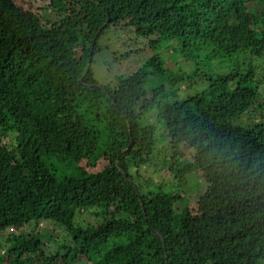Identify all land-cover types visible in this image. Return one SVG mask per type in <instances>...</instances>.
Instances as JSON below:
<instances>
[{
	"label": "trees",
	"instance_id": "16d2710c",
	"mask_svg": "<svg viewBox=\"0 0 264 264\" xmlns=\"http://www.w3.org/2000/svg\"><path fill=\"white\" fill-rule=\"evenodd\" d=\"M62 2L0 0V264H264V0Z\"/></svg>",
	"mask_w": 264,
	"mask_h": 264
},
{
	"label": "rangeland",
	"instance_id": "374dc122",
	"mask_svg": "<svg viewBox=\"0 0 264 264\" xmlns=\"http://www.w3.org/2000/svg\"><path fill=\"white\" fill-rule=\"evenodd\" d=\"M19 4H23L26 5L25 3H29L31 2V0H17ZM35 2V12L37 14L42 15L43 19H53V20H59L60 18V14H61V9L63 8L65 2L60 3L59 5H54L52 3V0H33ZM129 31V30H128ZM135 35L132 34H127L125 31H117L114 30L108 35V37H106L105 39H102L101 41V52L99 53V55L96 58V62L94 64V69H96L97 72V77L99 80H102L104 78V76H109V78L112 77V74L110 72V69L112 67V64L114 66L113 71H117L116 68H118L119 65H115L117 64V61H119V59L121 58V54L122 52L125 51V48H130L132 50H136L139 48H146L147 43L152 40L153 38H155V36L148 38L147 40H143V39H136L134 37ZM169 46L171 45L172 50L175 47V45L173 43H168ZM163 48H165V46H162ZM161 48H156L155 50L159 51ZM170 49V51H168L167 58L168 63H167V67H171L172 63H174L175 61L171 58V54H174V52ZM151 52V51H150ZM152 53V52H151ZM141 55V54H140ZM139 58H143V56H139ZM125 65L126 63L123 65L121 64L120 66L122 67L121 70L125 71ZM215 66L220 70L223 71L224 68L227 66V60H223V61H219L215 63ZM220 66V67H219ZM201 85V84H200ZM180 93L183 96L185 91H186V86L181 85L180 88ZM10 139V138H9ZM13 145V143H12ZM163 146V144H161ZM172 176L170 174V172L168 170H165V172H161L156 178H155V183H159V182H165L168 183L170 182ZM192 180V179H191ZM190 185L188 183H186L184 186H182L183 190H185V188L187 189L189 186H191L192 189H198V188H202L204 189L203 185L199 184V181L195 178L193 179L191 182H189ZM169 186V185H168ZM176 186L178 187L177 189H181V186H179L178 184L172 185V187L174 189H176ZM190 188V189H191ZM188 188V192H189V196L192 195V189L190 190ZM216 192V191H213ZM191 200V199H190ZM214 199H210L207 198L206 200H204L202 202V204L200 206H192V209L194 210V213L196 215V218L199 221H203L206 217L210 216V214L207 212L209 210L208 205L209 202H211ZM186 203H189L187 200L185 201ZM94 219V216L89 213V212H84L82 214V216L80 217V221H87L90 222ZM40 226L44 229H51L53 228V224L49 221H43ZM27 231L29 233H33V231L38 232V230H33V228L31 226H28ZM63 233V232H62ZM40 234V232H39ZM38 235V234H37ZM63 237L66 236V234H62ZM61 236V237H62ZM39 238V237H38Z\"/></svg>",
	"mask_w": 264,
	"mask_h": 264
},
{
	"label": "water",
	"instance_id": "95a60500",
	"mask_svg": "<svg viewBox=\"0 0 264 264\" xmlns=\"http://www.w3.org/2000/svg\"><path fill=\"white\" fill-rule=\"evenodd\" d=\"M108 24H109V20L104 24L102 28L106 27ZM91 66H92V53H90V59L88 61L87 69L83 77H85L90 72ZM80 83L82 84V81H80Z\"/></svg>",
	"mask_w": 264,
	"mask_h": 264
}]
</instances>
